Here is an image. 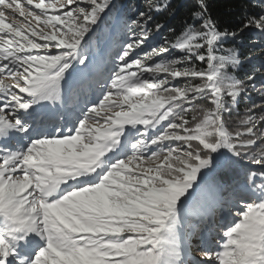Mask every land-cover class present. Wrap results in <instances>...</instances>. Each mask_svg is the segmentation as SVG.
<instances>
[{
  "label": "snow or ice",
  "instance_id": "snow-or-ice-1",
  "mask_svg": "<svg viewBox=\"0 0 264 264\" xmlns=\"http://www.w3.org/2000/svg\"><path fill=\"white\" fill-rule=\"evenodd\" d=\"M112 7L0 0V264H264V104L232 122L259 72L238 75V44L245 29L264 33V12L226 29L195 0L174 42L141 52L150 6L99 61V98L47 126L37 110L74 92ZM246 159L258 170L244 174L236 218L197 260L189 204ZM218 202L197 206L214 217Z\"/></svg>",
  "mask_w": 264,
  "mask_h": 264
},
{
  "label": "trees",
  "instance_id": "trees-1",
  "mask_svg": "<svg viewBox=\"0 0 264 264\" xmlns=\"http://www.w3.org/2000/svg\"><path fill=\"white\" fill-rule=\"evenodd\" d=\"M112 4V11L106 17L105 25L98 30L92 45L93 52L97 54L99 61L105 54L109 56L115 55L119 45L115 44L114 40L127 39L133 33H139V29L132 26L130 20L137 18L139 12L149 11L150 6L153 10L150 11L152 20L148 27L152 29V32L145 41L141 52L162 45L165 39L169 42H174L175 36L181 32L185 22L189 20L190 12L195 7V0H112ZM164 4L167 5L166 8L161 7L160 10H155L157 5ZM207 4L208 11L212 17L226 29L239 28L247 16L264 12V0H207ZM156 24H162L163 27L156 31ZM240 41L238 47L244 63L238 75L241 78H246L254 69H259L256 78L260 77L259 75L264 73V33L255 28L245 29ZM100 54L102 57L99 56ZM173 55L179 54L173 53ZM249 58L252 60L249 61ZM97 78V76L96 78L94 77L90 84L96 85ZM254 84V81L247 83V91L240 98L238 110L233 114V123L238 122L240 118L247 114V110L253 108L255 102L261 99L255 91ZM254 112H259L258 107L254 109ZM250 165L252 164L248 163L246 159L238 167L218 171L214 177L209 178L211 187L203 194L198 193L197 197L190 202L188 208L189 221L193 229L199 227L202 230L201 235L204 238L203 241L197 239L195 242L200 245L206 242L208 245L215 246L210 241V238L215 233V224L219 223V221L222 224L230 222V217L228 222V216L226 215L228 205L223 201L225 199L234 201L243 187L245 172L248 169H252ZM221 197L222 199H220ZM201 199H205L210 203L219 201L216 205L214 217L201 213L197 206V201ZM231 207L234 208L233 203ZM218 217H220V220L217 219Z\"/></svg>",
  "mask_w": 264,
  "mask_h": 264
},
{
  "label": "rangeland",
  "instance_id": "rangeland-1",
  "mask_svg": "<svg viewBox=\"0 0 264 264\" xmlns=\"http://www.w3.org/2000/svg\"><path fill=\"white\" fill-rule=\"evenodd\" d=\"M25 7L27 8L28 6L25 5ZM17 18L19 19V17ZM99 56L102 57L101 54ZM251 58H249V61L252 60ZM98 63H99V57L96 56V61L94 62V64L90 65L89 68H85L83 70V78L79 81L74 92L71 93L66 98V102L63 105H60V104L53 105L50 102H44V106L37 110L38 117H42L47 126H50L49 122L57 123L58 122L57 118H60V117L66 116V117L74 119L79 109L84 106L87 100H90L91 98H93L92 100L99 98L100 88L98 87V84L96 85L90 84L92 80L94 79V77L96 78L97 76ZM259 76L260 77L255 78L254 80L255 91L256 93L259 94L261 98L255 102V105L257 106L264 104V93H261L260 91V88H261L260 84H264V73ZM85 96H87V100L85 99ZM250 168L257 169L255 165H250ZM223 202H226L228 205V207L226 208V215L228 216L227 221L229 220V217H230V220H229L230 222L235 220L236 209L231 207V204L233 203V201L230 199H225ZM217 219L220 220V217H218ZM221 225L222 223L220 221L219 223L215 224V231H214L215 233L213 234V237L210 238V241L213 242L214 239L216 241L219 240V228ZM195 241L196 240H194L193 242L194 245H196L195 247H193V250H192L193 256L197 260H202L201 253L202 251L206 249L203 247H200V244ZM211 247H215V246H211Z\"/></svg>",
  "mask_w": 264,
  "mask_h": 264
}]
</instances>
